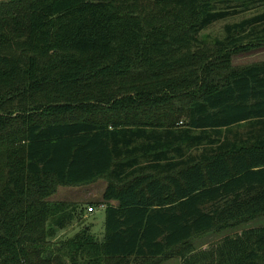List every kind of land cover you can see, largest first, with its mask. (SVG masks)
<instances>
[{"label": "trees", "instance_id": "trees-1", "mask_svg": "<svg viewBox=\"0 0 264 264\" xmlns=\"http://www.w3.org/2000/svg\"><path fill=\"white\" fill-rule=\"evenodd\" d=\"M258 5L0 0V264H264V225L193 245L264 214V10L201 35ZM100 179L104 238L48 246Z\"/></svg>", "mask_w": 264, "mask_h": 264}, {"label": "rangeland", "instance_id": "rangeland-1", "mask_svg": "<svg viewBox=\"0 0 264 264\" xmlns=\"http://www.w3.org/2000/svg\"><path fill=\"white\" fill-rule=\"evenodd\" d=\"M264 10L263 5H258L250 10L242 11L232 17L225 20L218 21L205 29L201 35L206 36L208 40L220 37L222 38L225 34V25L227 23H234L241 21L245 18L252 17ZM259 29H262L260 26ZM233 63L236 66H246L251 64L263 63L264 64V44L255 49L247 52H241L234 55ZM106 187V181L100 179L97 182L84 185V186H61L57 193L50 197L53 201H74L79 205L75 219L71 225L67 228L58 232L55 237L51 238L49 242L50 247L54 248L56 245L65 242L70 237L75 236L84 229H88L89 233L92 234L96 239L102 240L105 236V208L106 205H94V211L89 212L88 207L94 202L102 199L103 191ZM112 203H115L112 201ZM82 207V208H81ZM86 209V210H85ZM82 210V212L80 211ZM264 225V214L257 215L246 221L238 223L233 228H227L222 230H216L209 232L194 238L193 245L197 250L209 249L213 244H217L227 235L240 234L242 230L250 227ZM159 264H184L183 260L174 256L168 259L162 260Z\"/></svg>", "mask_w": 264, "mask_h": 264}, {"label": "built area", "instance_id": "built-area-1", "mask_svg": "<svg viewBox=\"0 0 264 264\" xmlns=\"http://www.w3.org/2000/svg\"><path fill=\"white\" fill-rule=\"evenodd\" d=\"M94 209H95V208H94L93 206H89V207H88V211H89V212L94 211Z\"/></svg>", "mask_w": 264, "mask_h": 264}]
</instances>
